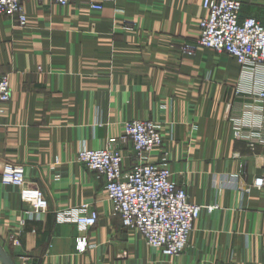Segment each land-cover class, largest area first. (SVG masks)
<instances>
[{"label":"crops","instance_id":"obj_1","mask_svg":"<svg viewBox=\"0 0 264 264\" xmlns=\"http://www.w3.org/2000/svg\"><path fill=\"white\" fill-rule=\"evenodd\" d=\"M239 1L242 18L262 17L264 0ZM23 7L24 28L0 15V76L11 89L0 116V246L9 264H264V191H246L264 172V71L209 49L182 54L198 36L202 0ZM133 120L155 122L163 137L142 161L119 141ZM105 147L120 151L125 172L166 164L192 204L213 208L201 212L181 255L167 258L124 229L104 178L76 161L81 149ZM6 164L23 168L46 213L2 183ZM82 206L98 214L95 226L57 223V213Z\"/></svg>","mask_w":264,"mask_h":264},{"label":"built area","instance_id":"obj_2","mask_svg":"<svg viewBox=\"0 0 264 264\" xmlns=\"http://www.w3.org/2000/svg\"><path fill=\"white\" fill-rule=\"evenodd\" d=\"M26 1L48 2L59 7H67L71 0H0V15L15 18L16 24L24 28L27 18L23 4ZM90 9L101 11L98 4ZM204 17L199 21V33L192 43L181 47L184 55L191 56L197 48L209 49L218 54L232 57L242 68H251L258 73L264 71V13L261 18L241 17L242 3L239 0H202ZM11 98L10 83L7 76H0V116L4 113ZM258 99H264V91H259ZM237 140L243 134L234 132ZM119 141H129L137 160L142 161L147 154L163 144L158 124L151 120L127 121ZM76 161L88 171L97 173L105 180V193L114 214L124 229L137 231L145 243L167 258L181 255L188 243L195 221L203 210L212 207L192 204L183 187L171 179L166 164L155 165L138 162L130 170H123V157L113 147L102 149H81ZM1 181L21 189V200L38 214H44L47 203L43 194L29 187L21 166H3ZM264 191V172L254 179L246 191ZM98 214L88 211V206L70 209L56 214L57 223L74 224L85 231L95 226ZM23 221L20 225L23 226ZM16 244H19L16 242ZM85 238L76 243L81 253L86 249Z\"/></svg>","mask_w":264,"mask_h":264},{"label":"water","instance_id":"obj_3","mask_svg":"<svg viewBox=\"0 0 264 264\" xmlns=\"http://www.w3.org/2000/svg\"><path fill=\"white\" fill-rule=\"evenodd\" d=\"M0 264H9L3 248L0 246Z\"/></svg>","mask_w":264,"mask_h":264}]
</instances>
